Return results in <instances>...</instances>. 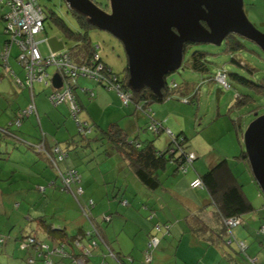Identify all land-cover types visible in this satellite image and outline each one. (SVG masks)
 I'll return each instance as SVG.
<instances>
[{
	"label": "rangeland",
	"instance_id": "rangeland-1",
	"mask_svg": "<svg viewBox=\"0 0 264 264\" xmlns=\"http://www.w3.org/2000/svg\"><path fill=\"white\" fill-rule=\"evenodd\" d=\"M92 1L101 8L108 5V0ZM37 2L42 6L45 13L48 14V17L44 20V30L36 34L34 38L36 40L39 38L58 40L65 46L74 45V39L66 38L50 15L52 13L56 14L61 17L71 29L79 30L80 27L72 12L68 9L65 1L37 0ZM243 8L250 22L259 30H264V0H243ZM5 11L6 7L0 2V59L4 40L9 38L8 35L5 34V21L1 18V15ZM87 35L91 43L96 46L99 57H101L115 73L122 76L127 59L121 42L108 32L94 27L88 29ZM239 41H241L245 47L236 52L227 51L224 41L220 45L210 43L192 45L187 50L185 58L194 50L203 51L209 71L200 73L186 66L185 68L180 67L167 76L169 82L174 80L178 84L176 90L177 94H175L172 99L163 101V104L169 102L166 105L171 111L170 121L168 118L169 123L174 124L176 128L180 127V130H177L178 132L171 131L174 135L183 132L184 135L187 136V140L184 143L186 146L185 152L186 154L194 153L197 158L193 161L192 165H187L188 172L186 173L175 172V175H172L174 173V166L170 164L165 170L161 171L162 174L160 176L165 186L172 189L174 188L173 190L179 194L182 200L189 203L198 202L202 206L203 199L209 201V195L204 187L193 189L189 184V175L191 173L195 175L197 173H204L211 164L214 155L230 153L231 157L228 158L230 165L244 183L243 187L250 202L254 206L253 211L244 214L241 217L242 222L236 225L235 231L238 240H243L247 247L245 250L246 252L241 251L243 256L240 255V259L244 260V257L249 254L255 259L256 263H260L262 261L264 262V234L257 236L255 232L259 226L264 224V195L258 191L256 183H254V187L248 184V179L254 182L252 179L253 177L246 170L245 163L235 159L234 154H239L240 151L244 150L243 133L249 122L257 115L264 114V94L257 92L261 90L260 86H262L264 82V53L258 46L249 40L241 38ZM43 44L46 45V42L43 41L39 45L42 46ZM20 53H22L20 46L14 42L11 46L8 59L15 71L24 77L25 73L16 58ZM232 57H236L242 65L245 64V67L231 62ZM8 70L10 72L5 74L4 68L0 65V74L4 75V77L0 79V136H2L1 132L5 133L2 129H6L8 127L7 124H12L11 127L15 129L17 135H25L30 141L37 140V138L38 140L41 139L42 132L45 133L49 141H57L63 148H65L66 141L69 140L74 147L69 150L68 163L77 168L80 176H84L79 184L83 187L85 194L88 196L84 195L95 202L96 210L93 214L95 215L97 211L100 212L96 216L103 214L104 216L110 217V212H115L116 210L119 212H123L124 210L126 212L128 211L131 220L144 221L146 224L145 226L153 230L152 234L158 239H162L163 234L161 232L156 233V229L154 228L156 219L152 221L150 216L153 213L155 214L156 211L157 214L160 213L165 215L162 208H166V205H168L167 208H170L172 211L175 210L180 214L179 218L182 226L186 225L187 221L181 218L183 215H190L191 213L188 212L189 210L186 207L185 201L179 200L173 193L162 190L161 192L158 191L151 194L150 197L147 198L151 199L156 209V211L149 210L144 206L143 202L139 203L140 198L143 201L146 196L143 194V191L140 190L141 185L139 186V183L137 184L135 179L131 176L126 180L130 185V192L124 194V199L129 201V205L120 202V196H114L116 190L112 192L113 181L117 178L118 174V168L116 167L117 160L119 161L118 154L114 153L115 157L112 159V157L110 158V156L108 157L104 153L105 148L96 150L95 146H93V153L89 150H82L80 147L77 148L74 145V141L76 143L77 139L80 140L81 135L78 133L75 120L70 116L65 115V117H67V122L65 123V121H54L49 117L44 118L45 114L41 112L39 116L35 114L27 115L22 125L19 126L15 122L13 110L17 111V104L23 105L21 110L24 108L26 109L32 99L29 95L20 96L23 93L21 89L16 88L13 82V84L10 83V79H14L16 76L11 75V69L8 68ZM218 70L226 72L227 81L230 86L226 87L220 83L217 78H215V81L214 79L213 81H209V78H213ZM47 72L52 76L54 66H48ZM231 72L241 74L252 83L248 85L239 83L237 80L230 77L229 73ZM202 78H204V81ZM195 85H198L199 88L197 98L191 102L183 100L182 96L190 97L192 95L191 90ZM40 86L46 88L48 93L51 91L50 86L46 87L42 84H34L35 89ZM14 91L17 92L15 95ZM1 92L8 94H1ZM41 94L46 99L47 104L45 103V106L48 107V109H58L47 100L44 93L41 92ZM18 96H20L19 99H21V102H17ZM236 101H240L241 104L236 105ZM151 105L158 106L159 103ZM119 107L122 108V110H126L125 105H120ZM84 111L85 110L78 113L79 118H82V113ZM168 114L169 113L165 116H168ZM38 117L42 121L40 124ZM87 119L91 123L90 119ZM146 133L156 142L160 149H164L167 146L169 140L168 131L165 130L160 135H157L145 129L142 134L144 135ZM144 137L145 135L143 138ZM7 141L10 140L6 139L4 141L2 139L0 142V167L13 166L11 164L12 161L8 160V162H6L4 160L9 155L8 153H11L13 150L16 151L14 148L11 149L12 146H7V143H9ZM233 143L234 146H236L235 152L232 147ZM8 145L11 144L9 143ZM23 145L25 146L26 144ZM15 151H13V157L10 158L11 160L18 156ZM114 167L117 169L115 173H113ZM49 169L53 171L51 167H49ZM165 174H167V176ZM122 178L123 176H121V179ZM11 181V185H7V181H0V183L3 184V189L0 191L7 192L6 190L10 191L24 185V181L16 178ZM58 184L59 179L56 180L57 187L59 186ZM44 185L48 187V183ZM57 187L49 186L45 194H38L32 191V193L29 192L30 195L28 198L30 199L33 197V200H36L33 204L30 200L25 198L24 193L18 195L15 201L22 203L20 208L15 206V201H11L12 198H10V203H6V196L0 194V237L5 239V244L0 247V264H43L42 261L37 259L33 247L25 248L29 244V238H27V236H35L37 239L42 240L44 244H48L51 249L54 243L53 239L44 230L39 228L37 223H35V219L32 220V218L37 219V217L44 216L47 222L52 223L54 227H61L66 224L70 225L71 229L68 230L69 235H73V232L75 233L77 231L76 226L78 223H82L85 229L88 228L89 222L83 217L74 196L71 193L60 192ZM132 188L134 191L131 190ZM131 191L136 194H132ZM64 196H68V199L62 200ZM154 196L156 197L154 198ZM156 198L157 202L155 203L153 199ZM80 199L84 201L85 197L82 196ZM161 204L165 207L161 208ZM207 207H210V205ZM194 214L188 216V219L189 217L193 219ZM117 216L118 215L114 213V218ZM101 219L103 226L106 227L109 225V221L106 218L102 217ZM192 219L189 220L192 221ZM186 226L188 227L189 225ZM188 238L189 233L186 230L184 239L188 240ZM223 245L227 248L226 250L235 251V243H233L232 247L228 246L226 243ZM107 252L108 250L105 245L97 247L92 251V256L88 264H99V262L104 259V256L107 255ZM143 256L144 253L142 258ZM122 257L126 259V256ZM32 259L33 261H31ZM253 259L251 262L254 263ZM52 260L54 264H59L60 262H62L61 264H74L69 258L59 259L53 256ZM139 264H143V259Z\"/></svg>",
	"mask_w": 264,
	"mask_h": 264
},
{
	"label": "trees",
	"instance_id": "trees-1",
	"mask_svg": "<svg viewBox=\"0 0 264 264\" xmlns=\"http://www.w3.org/2000/svg\"><path fill=\"white\" fill-rule=\"evenodd\" d=\"M43 12L45 14V18H47L48 14L45 13L44 9H43ZM71 12L80 27L79 30L71 29L64 22V20L61 19V17L57 16L54 13L50 14L52 20L57 25V27L61 30L63 35L66 38L74 39L75 41V44L72 46H65L63 44L64 50L62 51H65L69 54L71 61L73 62L75 66H78V67L82 66L84 68H87L88 70L95 71L97 67V65L95 64V56L98 55V52L96 50V46H94L91 43L87 35L88 29L93 28V26L89 24L86 18L83 17L82 15L76 12H73V11ZM4 13L1 15L2 19L4 18ZM43 26H44V23H43ZM43 30H44V27H43ZM241 38L234 34L228 35V37L224 40L226 50L229 52H236L237 50L243 49L245 45H243V43L239 41L241 40ZM192 45H195V44L186 45L181 67L185 68L186 66H188L190 69L200 72V73L208 72L209 68L205 60V53L203 51L194 50L189 54L187 58H185V54L187 53V50ZM98 62H101L103 65L102 70L99 72L100 77L96 79V78L89 77L87 75H84V76L91 78L98 85H101L102 87L106 89H111L113 88L111 85H115L116 89H119L120 91H123V92H128L129 93V103L127 105L129 104L133 105L136 108V110H138L139 112L147 116L148 121L146 123L145 129L157 135H160L161 133H163L167 128L164 126L163 121L158 120L153 116L151 104L162 103L163 101L172 99V97H174L175 94H177L176 90L178 88V84L174 80H172L171 82L166 80L167 82H166L165 87L162 89L161 97L156 96L148 88H143L139 91H133L127 85L128 72H127L126 66H125L123 75L120 76L118 73H115L107 64L103 63L100 57H99ZM231 62H233L236 65H241L245 67V64L242 65L241 62L237 60L236 57H232ZM219 72L224 74L225 81L227 85L230 86L227 81L226 72L218 70L217 73ZM4 73L6 74L7 72L4 71ZM217 73L214 74L213 78H209L210 79L209 81L211 80L213 81V79L215 81V76L217 75ZM229 75L231 78L237 80L241 84L248 85L252 83L246 77L242 76L241 74L237 72H231L229 73ZM79 76H82V74L79 73L76 75L75 77L76 83L73 85L72 91L74 94L73 96L80 108L81 104L75 92V86L77 84V78ZM203 79L204 78H202V80ZM12 80L14 82V79ZM260 87H261V90H258V91L256 90V91L264 94V82H263V85ZM17 88L22 89L26 87H17ZM198 90H199L198 85H195L194 87H192V90H191L192 95L190 97L182 96L183 100H186L188 102L195 100L198 95ZM61 104H67V110L70 116L68 103L63 102ZM235 104L236 105L241 104V102L236 101ZM26 109L25 108L22 110L19 109L14 113L15 122L19 126H21L23 120L27 117V115L35 113V111H33L28 114ZM72 119L75 120L74 118ZM75 122L76 124L79 122V124H84L86 126L85 128L87 129V131L83 133L78 131V133L81 135L80 136L81 141L83 140L87 141L89 139L87 136H88V133H90L91 124H88L85 121H80L78 119V115H77V119L75 120ZM77 127H78V124H77ZM171 133H172V136L169 135L168 144L164 149H159L157 145H155L154 140H150V139L138 140L137 136L130 137L127 133L123 131L122 128L118 126V124H111L109 128L103 130V136H101L100 139L104 140L105 144L108 143L109 146L116 149L117 152L123 156V159L127 162L129 169L135 174L137 179L144 186H146L147 188L151 190H156L162 184V181L160 179V171H163L164 169H166L168 164L172 163L175 165L174 172H180L178 171L179 166H181L182 164H186V161L184 159V155H186V152H185L186 146L184 143L187 140V136L184 135L183 132L177 135H174L173 132ZM40 138L41 139H39V142H37L36 144L42 143L44 145V149L49 153L47 154L49 155V157L43 151H38V150L37 151L41 152V154L43 153V155L47 157V160H49V162L53 165V167L57 169L58 162L65 160V158L67 157L68 148L67 147L63 148L57 144L55 146L47 148L45 135L42 134V137ZM35 145H34V149H35ZM55 147L65 152V155L62 159H59V155H57V153L54 151ZM104 151H107L106 148L104 149ZM234 158L245 163L246 170L251 174L248 161H247L246 152L244 150L240 151L239 154L238 153L235 154ZM193 161L191 163H187V165L188 164L192 165ZM187 165H186V169H187L186 172L188 171ZM70 169L77 171L75 168H68L67 170H70ZM57 172H58L57 179H59V184H58L59 186L57 187L55 181H51L50 185L56 186L60 192L71 193L74 196L76 202L78 203V206H79L78 208L80 209L83 217L88 220L89 224H88V228L84 229L80 227L76 233H74L73 235H69L68 232L64 229L53 228L51 226L53 224L48 223L47 219H45L44 216L38 217L37 218L38 225L53 239V242H55L52 246V249L62 248L66 253V255H62L56 252L52 254H48L47 256H48L49 261L51 262V264H54L52 257L56 256L59 259L69 258L74 264H76L73 260V257L77 256V257L83 258L85 260V264H88L92 256V251L99 246L101 247L102 245H105V247L107 248L108 250L107 255L110 254L112 250L110 249L109 245H107L104 241V237L100 229V222L102 220L101 219L102 217L110 221L111 214H109L110 217L104 216L103 214L95 216L93 214V208L95 207V202L91 198H88V197L85 198L84 201H81L80 198H82L83 196L84 189L79 184L81 182V176L78 171H77L78 179L74 178L73 182H71L70 184L71 190L63 187V183L61 182V178L59 177L60 176L59 172L61 171L57 169ZM186 172H181V173H186ZM194 179H199L202 183L201 187H196V188L204 187L209 195L208 204L201 207L202 211L207 209L213 214L211 217L206 218V219L202 217L203 215L201 214L193 215V219L190 224L191 231L195 233L199 238H201L207 245H216V244L219 245L221 243L223 244L226 243L228 246L232 247L233 243H235L236 247H234L235 248L234 250H237L241 254V251L244 252L247 249V247L243 240H238V237L235 232L236 227H237L236 225L242 222L241 217L244 214L253 211L254 206L250 202V199L243 187L244 183L242 182V180H240L239 175H237L234 172L232 166L230 165L229 159L224 156L221 157L216 162L210 164L204 173L198 174V176H196ZM253 181H254L253 184L256 183L254 178H253ZM38 187L41 192H44L47 189L46 186H38ZM77 187H80L82 190L80 194L75 193V189ZM257 189L261 193L258 185H257ZM121 202L126 203L125 200H122ZM209 205L210 207H207ZM84 207L88 209V212L86 213L83 212ZM229 219H235L236 224L233 227H230L227 225L226 221ZM164 226H166V224H164ZM166 227L168 228V225ZM263 227H264V224H262L261 226L257 228L255 232L257 236L264 234ZM154 228L156 230H159L161 228V225L157 223L155 224ZM151 236L152 235H150L149 237V241L152 237H155V236H152V237ZM27 238H29V240L32 239L33 241H29V244L25 248L33 247L36 252L37 259L42 261L43 264H48L46 262V258L44 255L48 253V250L51 251V247H49L48 244H44L42 240L37 239L35 236L28 235ZM77 238L78 239L80 238L81 245H83L85 249H88L87 250L88 254L85 255L83 250L78 249V246L76 245ZM157 240L159 241L158 238ZM241 242L245 245L244 249L240 247ZM3 244H5V239L3 237H0V247ZM43 245H47L48 248H45ZM156 245H151V247H148L147 245V248L144 250L143 264H151L152 254H153V251ZM114 255L116 257L115 260L119 264H132L131 262L133 261V259L131 261V256L128 255L126 256V259L125 258L123 259V257L118 255L117 253ZM147 255H150L149 262L146 261ZM244 258L248 262V264H254L253 262H251L253 257H251L249 254ZM31 261H33V259ZM99 264H107L105 260V256H104V259L99 262ZM257 264H264V262H260Z\"/></svg>",
	"mask_w": 264,
	"mask_h": 264
},
{
	"label": "crops",
	"instance_id": "crops-1",
	"mask_svg": "<svg viewBox=\"0 0 264 264\" xmlns=\"http://www.w3.org/2000/svg\"><path fill=\"white\" fill-rule=\"evenodd\" d=\"M44 40L46 42V45H44V44L42 46L38 45V47H39V49L43 55L46 56V55H49L50 53H55V52H59V51L64 50L63 43H61L58 40H49L47 38L46 39H44V38L43 39H41V38L37 39V41H39V44L41 42H43ZM101 60H102V58H101ZM102 62L105 63L103 60H102ZM105 64H107V63H105ZM0 65H1V61H0ZM1 66L3 67V65H1ZM8 66L12 70L11 75H15L17 78H19L21 80L24 79V77L21 76V74L17 73L15 71V69L11 66L9 59H8ZM20 67H21V65H20ZM22 75H23V73H22ZM2 77H4L3 74L1 75L0 79ZM12 82H13V80L11 78L10 83H12ZM35 83L42 84L46 87L50 86L51 89L52 88L60 89L62 86L61 85L60 87H54L52 85L51 81H50V84H48V85H46L44 83V81L43 82L42 81H36L33 83V86L31 89L24 88V90H23V88L22 89L20 88L21 91L23 92L20 96H23V95L28 96L29 95L30 98L33 100L35 113H32V115L35 114V115L39 116V114H41V112H42L43 114H45L44 118L49 117L50 119H53L54 121H63V122L65 121V123H66L67 117H65V115L69 116L68 110H67V104H60L57 106L53 105L54 107L58 108L57 110L48 109V107L45 106V103L47 104L46 99L41 94V92L44 93L47 100L50 101L48 98V95H47L48 91L46 88H44L42 86L35 89V87H34ZM15 87H16V85H15ZM113 91H115V90L114 89H106V88L102 87L101 85H98L91 78L86 77L84 75L79 76L77 78V84L75 86V92H76L78 100L81 104L79 112H82L83 110H85L82 113L83 114L82 118H79V116H78V118L82 121L87 122L88 124H91L92 127L90 130V133H88V136H87L89 139L87 141L86 140L81 141V138H80V140L77 139L76 143L74 141V145L77 148L80 147L82 150H89L91 153H93V146H95L96 150L106 148L107 151H104V153L108 157L109 156H110V158L112 157V159H113V157H115L114 153L118 154L119 161L117 160V163H116V167L118 168V171H117L118 174H117V178H115L113 181L112 192H114L116 190V193L114 194V196H120L119 197L120 202L122 200H125L126 201V203H124L125 205H129V201L127 199H124V194L126 192H130V187H129L130 185L126 181L130 176L135 179L137 184L139 183L138 184L139 186L141 185L140 190L143 191V194L146 196V198H144L143 201L140 198L139 203L143 202L144 206H146L149 210L156 211L155 204H153L151 202L150 198L149 199H147V198L150 197L151 194H154L158 191L161 192L162 190L163 191L166 190L167 192L173 193L175 196H177V198H179V200L180 199L182 200V198L179 196V194L173 190L174 188L172 189L170 187L168 188L165 186L164 182L161 179L162 178L161 176H160V179L162 181V184L156 190H151V189L147 188L146 186H144L137 179L135 174L129 169L127 162L123 159V156L121 154H119L116 149L109 146L108 143L105 144L104 140L100 139L101 136H103V130L109 128V126L111 124H118V126L120 128H122L123 131L125 133H127L130 137H136L137 136L138 140H148V139L152 140L147 133L144 134L145 135L144 138H143L144 135L142 134V132L145 131V126H146V123L148 121L147 116L142 114L138 110H136V108L133 105H125L126 110H122V108H120L119 106L124 105V104L121 102L120 98L118 97L117 92L115 91L116 92V94H115V92H113ZM3 93L4 92H1V94H3ZM16 93L17 92L14 91V95ZM4 94H6V93H4ZM20 96L17 97L18 98L17 102L18 101L21 102V99H19ZM28 100H29V97H28ZM30 102H31V100H30ZM168 103L169 102H165L163 104V102H162V103H159L158 106L151 105L152 114L156 119L163 121V124L167 129H169L170 131L172 130L173 132H175V131L178 132L177 130H180L179 129L180 127L176 128L174 124L169 123V121L171 119V117H170L171 111L169 110L170 108H168L166 106ZM161 104H163V105H161ZM60 106H61V108H60ZM22 107H23V105L17 104V110L21 109ZM15 112L16 111L13 110V116H14ZM167 113H169L168 116H165ZM87 118L90 119L91 123L89 122V120ZM168 118H169V121H168ZM38 120H39V124H40V122H42V121L40 120L39 117H38ZM7 126L8 127L6 129H4V128L2 129L3 131H5V133L1 132L2 136H0V138H1L0 142L2 139L4 141L6 139L10 140L7 142H9L11 145H8L9 143H7V146L8 147L12 146L11 149H13V148L16 149V151L15 150H13V151H15L18 156H16L15 159L11 160L10 158L13 157V155H12L13 151L11 153H8L9 155L4 160L6 162H8V160L12 161L11 164L13 166L0 167V181H4V182L7 181V185H11L12 184L11 180L16 178V179L24 181V185L19 186L18 188L10 190V191L5 189L7 192L0 191V194L6 196L5 197L6 203H10L11 201H15V199H17L18 195H21L24 193L25 198L30 200V202H32V204H33L36 200H33L34 199L33 197L30 199L28 198L30 193L34 192V193H38V194L39 193L45 194L47 189L44 192H41L39 190L38 186H45L44 184L48 183V187H49L51 181L56 182V180L58 178L57 177V173H58L57 169L60 170L61 172H66V170L68 168H75V166H72L71 164H69L68 160H67L69 157V150H70V148H72L74 146H72V143L69 140L66 141L65 148L66 147L68 148V155L65 158V160H62V161H60V163L57 164V169H56L49 162V160H47V157L45 155H41L40 154L41 152H38L34 149V145L37 142H39L38 138H37V140H34V141L31 140L30 141L25 135L24 136L17 135L15 133V129H13L11 127V124H9V125L7 124ZM42 134L45 135L44 132ZM45 137H46V135H45ZM23 144H26V145L24 146ZM56 144L58 145L59 142L49 141L46 137L47 148L55 146ZM155 145H157L156 142H155ZM59 146H61V145L59 144ZM61 147H63V146H61ZM232 147H233V150L235 152L236 146H234V143H233ZM228 154L230 155V153H225L224 155H222L221 153L218 155H214V157L211 161V164L216 162L218 159H220L223 156L226 158L231 157V155L229 156ZM235 154H237V153H235ZM196 158L197 157H195V159ZM115 162H116V160H115ZM170 164L173 165L175 168L174 164H172V163H170ZM170 164H168V166ZM49 167H51L53 169V171H55V172L50 170ZM245 167H246V164H245ZM75 169L77 170V168H75ZM115 170H117V169L114 167L113 173H115ZM173 172H174V169H173ZM161 174H162V172L160 171V175ZM167 174H165V175L167 176ZM198 174H202V173H197L196 175L191 173L189 175V182H191L196 176H198ZM172 175H175V172ZM121 176H123L122 179H121ZM83 178H84V176L81 175V180H83ZM251 181L248 179L247 182L249 185L253 186L254 184ZM105 182H110V181H105ZM1 189H3L2 183H0V190ZM193 189H197V188H193ZM131 190L134 191L133 188ZM133 191H131V193L136 194ZM84 194H85V191L83 193V196L85 198H87L86 196H88V195L85 194L86 195L85 196ZM62 195H64V194H62ZM155 197L156 196H154V198ZM10 198H12L11 201H10ZM65 199H68V196L67 197L64 196V198L62 200H65ZM159 200H160V198H159ZM153 201L156 203L157 198L153 199ZM182 201H185V200H182ZM14 204L18 208H20L22 205L21 202H16V201L14 202ZM185 204L189 210L188 212L191 213L190 215H192L194 213L199 214V215L201 214V215H203L202 217H204L206 219V218L211 217L213 214L210 211H208L207 209L202 211L201 207L208 204L207 199H203V205L202 206L198 202L197 203H195V202L189 203V202L185 201ZM167 206L168 205H166V208H162L165 206L162 204L160 205V207L162 208V211L165 215H162L160 213L157 214V211H156L155 214L153 213L150 216L152 221H154L153 219H156L155 224L159 223L161 225V228L159 230H156V233L161 232L163 234L162 239H159V241L157 242V245L155 247V251H153L154 256L152 254L151 264H248V262L245 259L244 260L240 259L241 254L237 250H235L234 252L228 251V250H226L227 248L223 245V243H221L219 245L216 244L215 246L205 244V242L201 238H199L195 233H193L190 229L191 228V225H190L191 220H189V219H192V217H189V219H188V216H190V215H183L181 219L184 218V220L187 221L186 225H189V226L188 227L186 225L182 226V224L180 222L181 220L179 218L180 214L177 213L175 210L172 211L170 208H167ZM61 209H62V207H61ZM95 210H96V208L94 207L93 212ZM99 213L100 212L97 211V213H95V216ZM114 213H116L118 215L115 218H114ZM206 213H208V214H206ZM110 214H111V219L109 221L108 226L105 227L100 222V229H101V232L103 234L105 243L107 245H109L113 254L117 253L121 257L129 255V256H131V261L133 259V261L131 262L132 264H139L141 262V260L144 259V256L142 258V255L144 253V250L147 248V245H148L147 243L149 241L150 235L155 236L152 234L153 230H151L149 227H146L145 226L146 224L144 223V221L140 222V221L131 220L129 215H128V211L126 212L124 210L123 212H119L118 210H116L115 212H110ZM154 215H155V217H154ZM28 218H30V217H28ZM32 220H34V218H32ZM35 221H36L35 223H37L36 218H35ZM164 224H166V226L168 225V228L166 226H164ZM37 225H38V223H37ZM51 226L53 228L64 229L67 232H68V230L71 229L70 225H67V224L63 225L61 227H54L53 225H51ZM38 227L41 228L39 225H38ZM76 227H77V231H78L80 227L84 228V225L82 223H78ZM186 230L189 233L188 240L184 239ZM73 234H74V232H73ZM15 239H17V238H15ZM53 243H55V242H53ZM212 247H214V248H212ZM105 260H106L107 264H119L115 260V258L109 254L105 256ZM61 263L62 262H60L59 264H61Z\"/></svg>",
	"mask_w": 264,
	"mask_h": 264
},
{
	"label": "water",
	"instance_id": "water-1",
	"mask_svg": "<svg viewBox=\"0 0 264 264\" xmlns=\"http://www.w3.org/2000/svg\"><path fill=\"white\" fill-rule=\"evenodd\" d=\"M70 11L86 18L123 45L133 91L148 88L162 96L167 76L182 65L187 44L220 45L230 34L251 41L264 53V30L248 19L243 0H108L109 11L92 0H64ZM62 85L59 74L51 77ZM248 165L264 195V114L244 130Z\"/></svg>",
	"mask_w": 264,
	"mask_h": 264
},
{
	"label": "built area",
	"instance_id": "built-area-1",
	"mask_svg": "<svg viewBox=\"0 0 264 264\" xmlns=\"http://www.w3.org/2000/svg\"><path fill=\"white\" fill-rule=\"evenodd\" d=\"M3 5L6 7V11L4 13V21H5V34L8 35L9 39L5 40L1 50V65H3L4 71L10 72L8 68V56L11 49V46L14 42H16L20 48L22 53L17 56V60L24 70V79L21 80L19 78H14L15 85L17 87H28L32 88L33 83L36 81H44L46 85L50 84L51 76L50 73L47 72L48 66H54V73L59 74L62 86L60 89L52 88L50 93L48 94V98L50 102L57 106L63 102H67L69 105L70 116L77 119V115L80 111V108L74 98V94L72 91L73 85L76 83V75L81 73L82 75H87L92 78H99V72L102 70V63L98 62L99 56H95V64L97 65L95 71L88 70L84 67H78L73 64L69 54L65 51H59L55 53H50L49 55H43L38 47L39 41H37L34 36L43 30V23L45 19V14L43 12V8L39 5L37 0H0ZM45 41V40H44ZM80 69V70H79ZM79 71V72H78ZM53 73V74H54ZM12 74V71H11ZM215 78L218 79L220 83L228 87L225 76L223 73H217ZM117 92L118 97L124 105L129 103V93L120 91L116 89L115 85H111ZM186 101V100H185ZM27 113L35 111L33 100L29 104L26 109ZM78 124V131L83 133L87 131L84 124ZM89 130V129H88ZM169 132V135L172 136V133L169 129H166ZM35 149L38 151H43L46 155L49 154L45 149L42 143L36 144ZM54 151L59 155V159H62L65 155L63 150L54 148ZM49 157V155H47ZM184 159L186 164H182L179 166L178 171L186 172L187 163H191L195 159V155L193 153H187L184 155ZM61 182L63 183V187L70 189V184L73 182L74 178L78 179V173L75 170H67L66 172H59ZM190 186L193 188L201 187L202 183L199 179H193L190 182ZM42 189V188H40ZM82 192L80 187L75 189L76 194H80ZM88 207V206H87ZM83 212H88V209L83 208ZM227 225L233 227L236 224L235 219H229L226 221ZM264 228V227H263ZM76 245L79 250H83L84 254H88V249H85L83 245H81L80 238L76 239ZM29 241H33L30 239ZM157 237H152L148 243V247L151 245L157 244ZM45 248H48L47 245H43ZM241 248H245V245L241 242ZM59 253L62 255H66L65 251L62 248H53L48 250V253L45 254L46 262L51 264L48 259V254ZM111 256L115 259V255L110 252ZM73 260L76 264H85V260L80 257H73ZM146 261H150V255L146 256ZM254 264H257L253 259Z\"/></svg>",
	"mask_w": 264,
	"mask_h": 264
},
{
	"label": "flooded vegetation",
	"instance_id": "flooded-vegetation-1",
	"mask_svg": "<svg viewBox=\"0 0 264 264\" xmlns=\"http://www.w3.org/2000/svg\"><path fill=\"white\" fill-rule=\"evenodd\" d=\"M104 10L109 11L108 5H106V7H104Z\"/></svg>",
	"mask_w": 264,
	"mask_h": 264
}]
</instances>
